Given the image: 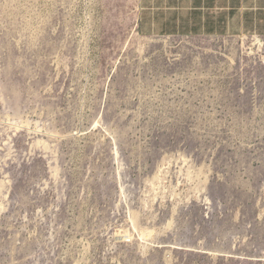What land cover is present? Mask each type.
Listing matches in <instances>:
<instances>
[{
  "label": "rangeland",
  "instance_id": "rangeland-1",
  "mask_svg": "<svg viewBox=\"0 0 264 264\" xmlns=\"http://www.w3.org/2000/svg\"><path fill=\"white\" fill-rule=\"evenodd\" d=\"M263 44L0 0V264H264Z\"/></svg>",
  "mask_w": 264,
  "mask_h": 264
},
{
  "label": "crops",
  "instance_id": "crops-1",
  "mask_svg": "<svg viewBox=\"0 0 264 264\" xmlns=\"http://www.w3.org/2000/svg\"><path fill=\"white\" fill-rule=\"evenodd\" d=\"M135 23L144 37L262 38L264 0H135Z\"/></svg>",
  "mask_w": 264,
  "mask_h": 264
},
{
  "label": "bare ground",
  "instance_id": "bare-ground-1",
  "mask_svg": "<svg viewBox=\"0 0 264 264\" xmlns=\"http://www.w3.org/2000/svg\"><path fill=\"white\" fill-rule=\"evenodd\" d=\"M255 45V44H254ZM264 45V44H263ZM251 54V53H250ZM21 126V125H20Z\"/></svg>",
  "mask_w": 264,
  "mask_h": 264
}]
</instances>
